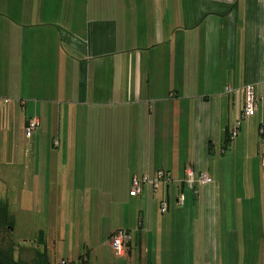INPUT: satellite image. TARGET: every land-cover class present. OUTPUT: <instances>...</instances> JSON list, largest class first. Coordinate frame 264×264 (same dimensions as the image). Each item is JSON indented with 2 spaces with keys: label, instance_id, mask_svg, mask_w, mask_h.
I'll use <instances>...</instances> for the list:
<instances>
[{
  "label": "crops",
  "instance_id": "0c3cea01",
  "mask_svg": "<svg viewBox=\"0 0 264 264\" xmlns=\"http://www.w3.org/2000/svg\"><path fill=\"white\" fill-rule=\"evenodd\" d=\"M249 88L256 114L237 127ZM2 166L15 228L9 195L30 196L29 221L46 206L54 264H194L196 242L219 256L240 233L234 196L262 194L264 0H0ZM190 169L211 182L192 189ZM159 171L172 181L129 203L133 177ZM118 230L132 236L123 256Z\"/></svg>",
  "mask_w": 264,
  "mask_h": 264
},
{
  "label": "rangeland",
  "instance_id": "374dc122",
  "mask_svg": "<svg viewBox=\"0 0 264 264\" xmlns=\"http://www.w3.org/2000/svg\"><path fill=\"white\" fill-rule=\"evenodd\" d=\"M4 167L2 166L0 168V176L1 179L6 180L5 173L3 171ZM7 169V167H6ZM264 173V172H263ZM258 177L256 180L251 179L250 183L255 182V187H261L262 188V194H249V190H243L241 191V194L238 196H234V208H233V216L237 225H239L240 233L239 235H229V238H225L220 245V249L218 248L219 256H215L213 258L206 257L204 251L208 250V247L205 248L204 243H195L193 250L195 259L194 264H198L200 261L202 264H264V174L257 175ZM5 188V187H3ZM196 190L199 193V189L196 188ZM193 192V191H192ZM242 192H244L242 194ZM195 194L196 197L199 194ZM9 195V194H8ZM40 198V196H38ZM102 196H100L101 198ZM15 198L19 199L20 206H22L23 210L18 211V215L20 217V221L18 222V226L15 228L13 237L14 241L19 245H26L35 243L39 239V232H42L44 228L41 226L40 218L37 216L38 212H45L47 213V210L44 208V210H39L38 212H33L32 214V221H29L28 214L25 212L26 208V202L30 199V196L20 195V196H14L9 195L8 200H15ZM104 199H106L107 204H111L110 196H103ZM38 200V199H37ZM128 202L131 203L133 200H135V197H132L131 194L129 198H127ZM52 209H53V203H51ZM120 205V204H119ZM39 207L40 204H39ZM72 207V206H71ZM17 210H19V206L17 207ZM71 213V214H69ZM78 213L80 216L82 215L80 211L78 210ZM108 213L110 212H103L102 214L105 216V228H109L111 221H109V218L107 217ZM71 215V216H70ZM77 215V210H70L67 211L68 220L67 223L70 221V218L75 219ZM28 219V221H26ZM103 219L100 220V222ZM33 222V224H32ZM89 221H87L88 223ZM30 223V224H29ZM117 223L116 218L113 221V225ZM102 225V223H101ZM76 225L73 226L72 222L70 224L71 229V237L74 238L75 235V228ZM116 229V228H114ZM242 233V234H241ZM66 236H67V230H66ZM50 237V236H49ZM226 239H229L228 242H226ZM51 241V237H50ZM51 242L49 243L50 249L52 252H56V256H60L59 252H57V244ZM206 249V250H205ZM203 250V251H202ZM104 251V252H103ZM114 254V251L109 248L108 250H102V253L105 255V257L110 258L111 253ZM207 253V252H206ZM93 255V253H92ZM198 257L201 258L197 259ZM101 264H112L111 259L109 260H101Z\"/></svg>",
  "mask_w": 264,
  "mask_h": 264
},
{
  "label": "built area",
  "instance_id": "2783aa9c",
  "mask_svg": "<svg viewBox=\"0 0 264 264\" xmlns=\"http://www.w3.org/2000/svg\"><path fill=\"white\" fill-rule=\"evenodd\" d=\"M227 93L234 92L233 86H228L226 88ZM257 110V100L254 96L252 88H249L246 104L244 106V109L242 111V114L240 116L239 121L237 122V127H239L242 122L249 120L250 118L254 117ZM39 126L38 121L33 120L30 121L26 127V134L28 136L31 135L32 132H34ZM237 130L235 129L233 135H236ZM188 184L193 189L196 182H200L201 184H208L211 182V179L207 176L202 174L199 176L198 179H196L194 171L192 169L188 170ZM170 182L172 181V177L170 175H167L164 171H159L155 178L151 179L148 176L143 177H137L134 176L132 179L131 184V196L137 197L142 194L144 187H149L153 191H156L159 189V186L162 182ZM179 203L183 205L185 203V197L181 196L179 198ZM162 211L168 210V203H162L161 204ZM132 239L131 233L127 230H118L116 231L110 238L111 245L113 246L116 254L118 256H123L126 252V249L128 245L130 244ZM61 264H70L67 260H62Z\"/></svg>",
  "mask_w": 264,
  "mask_h": 264
},
{
  "label": "trees",
  "instance_id": "16d2710c",
  "mask_svg": "<svg viewBox=\"0 0 264 264\" xmlns=\"http://www.w3.org/2000/svg\"><path fill=\"white\" fill-rule=\"evenodd\" d=\"M14 230L15 219L8 204L0 199V264H54L42 232L37 242L19 246L14 241ZM83 264L89 263L84 261Z\"/></svg>",
  "mask_w": 264,
  "mask_h": 264
}]
</instances>
